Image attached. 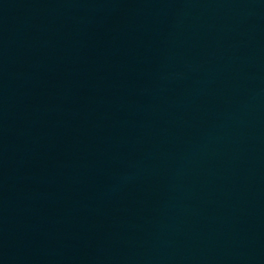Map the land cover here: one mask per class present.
<instances>
[{
  "label": "water",
  "instance_id": "1",
  "mask_svg": "<svg viewBox=\"0 0 264 264\" xmlns=\"http://www.w3.org/2000/svg\"><path fill=\"white\" fill-rule=\"evenodd\" d=\"M0 264H264V0H0Z\"/></svg>",
  "mask_w": 264,
  "mask_h": 264
}]
</instances>
